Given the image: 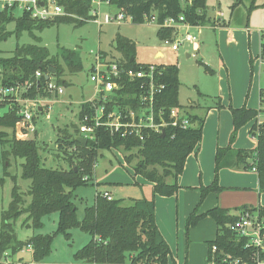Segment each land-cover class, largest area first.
<instances>
[{
	"label": "trees",
	"instance_id": "trees-1",
	"mask_svg": "<svg viewBox=\"0 0 264 264\" xmlns=\"http://www.w3.org/2000/svg\"><path fill=\"white\" fill-rule=\"evenodd\" d=\"M91 0H57L71 17H58L51 21H35L28 14L14 17L4 11L0 12V42L6 36L2 35L4 26L14 23L16 36L21 33L30 34L34 30L42 29L58 23H75L82 25L80 20L90 19ZM109 9L122 13L133 24H145V16L156 17V22L161 24L164 20L172 18L177 20L182 16L183 21L190 26L199 27L207 24L206 0H109ZM77 20V21H76ZM156 36L160 42L173 40V29H157ZM134 44L120 35L115 38V49L120 54L119 64L125 69L139 70L145 65L135 63ZM68 54L65 59L70 60L67 67L70 71L80 69L79 63H74ZM264 57V52H263ZM132 59V60H131ZM203 65V64H202ZM204 68H208L203 65ZM0 83L6 86L23 84L34 76L36 71L43 75L39 79V86L35 85L23 97H46L41 89L46 81L45 76L57 77L63 70L54 56H50L45 47L39 46L36 40L34 45L16 47L12 56L3 58L0 52ZM156 81L164 85V89L157 94L155 109L164 110L166 123L170 122L169 111L173 108L182 109L178 103V67L176 65L155 67ZM54 70V73L50 71ZM160 72V73H159ZM59 84V80L56 81ZM64 84V82H61ZM123 88L112 96L113 102L107 103L108 111L112 110L113 103L134 108L137 93V81L131 82L122 78ZM221 108L220 102L216 105ZM7 110L0 115V146L3 162H8L9 157L21 159V178L30 182L27 195L30 200L24 202V194L15 184L11 189V201L0 215V256L7 253L15 257L26 246L32 247V260L35 263L42 262L51 251V245L57 235H63L69 240L71 229H78L90 236L86 245L79 249L73 259L77 264H169L170 249L161 236L155 223L154 199L156 196H174L179 186L177 177L182 174L187 157L195 150L202 140V127L204 120L194 115L185 113L190 127L179 129L167 125L164 135L152 131L143 130L142 139L134 134L120 137L119 134H111L105 128H98L93 140H87L86 146L76 141L77 135L66 134L65 138L57 140L58 150L66 155L68 168L57 170L46 168L40 160L39 148L35 140H23L14 136V129L21 119L19 107L15 103L4 102L0 109ZM233 129L229 144L225 148H217L214 157V178L210 185L199 187L200 201L186 219V230L195 227L200 220L209 217L217 228L215 240L208 242V262L212 258L211 248H216V257L220 252L229 253L233 257L244 255L240 247H236L227 225L233 223L237 216L229 210L214 207L199 214V204L210 193H219L223 190L218 185V173L222 169L241 168L244 171L253 170L257 174L258 192L264 194V125L258 127V134L254 136L253 125L249 135L256 138V146L252 150L232 149L237 132L251 122L256 116V110L229 107ZM93 110L90 104H83L79 112V119L85 114L89 115ZM10 131L11 134H9ZM123 150L136 153L141 160L134 166L135 176H141L152 184L149 199L133 200L127 207L122 206L120 200H107L103 194L96 193L93 205L84 209L81 220L76 217V207L73 203V192L82 186H86L92 180L93 169L99 156V151ZM132 155V154H131ZM76 158V163L73 159ZM130 162V156L126 158ZM161 168V172L157 170ZM5 176L9 175L5 172ZM171 178L169 183L165 181ZM2 183V180H0ZM249 208L243 206L235 212ZM264 216V208L258 207ZM52 213L58 214L56 231L51 235H33L26 241H19L14 235L12 224L21 216L26 215V221L30 222L33 230L42 228V218ZM99 239V241L96 240Z\"/></svg>",
	"mask_w": 264,
	"mask_h": 264
},
{
	"label": "rangeland",
	"instance_id": "rangeland-1",
	"mask_svg": "<svg viewBox=\"0 0 264 264\" xmlns=\"http://www.w3.org/2000/svg\"><path fill=\"white\" fill-rule=\"evenodd\" d=\"M206 8V15L210 22L188 30L189 33L196 36L199 45L198 52L192 53L190 57H186V53L193 51L186 44H182L178 51L173 53L169 49L170 45L162 44L157 38V28L154 24H133L130 19H126L120 24L112 23L101 27L91 23L90 19L82 25L58 23L41 31L34 30L30 34L24 32L19 36L14 33V23L6 24L2 30V35H5L6 38L0 42V52L3 58L11 57L16 47L34 45L37 40L39 46L45 47L50 56H54L58 60L63 70L61 75L51 77L53 81L59 80L63 94L56 97L46 96L45 99L49 102L47 105L51 109H45L44 112L33 117V129L23 131L20 126H16L14 136L23 140H35L39 148L38 154L41 163L46 168L66 170L68 168L67 158L62 151L58 150L57 140L65 138L66 134L78 135L79 117L77 118L75 115L78 109L76 103L89 98L94 87L89 79L88 65L99 49L112 53L115 58H111V61H120L121 56L113 45L118 35L129 39L134 44L135 63L178 66L180 83L178 100L182 106H187L190 101H196L202 107L217 105L220 101L221 108L216 109L220 110V113L224 111L222 110L223 102H226L227 106L229 105L228 107L224 106L225 111H228L230 106L232 108H242L243 106L249 109L256 108L258 86L264 87V65L259 64L258 58L255 59L258 52L257 46L260 43L259 32L264 31V0H206ZM106 11L111 14L115 13L114 9ZM74 19L77 17L75 16ZM220 25L226 27L223 28ZM175 40L176 38H173L170 42ZM155 51L162 52L163 57L153 60L152 56ZM68 54H71L74 63L80 64V69L69 70L67 63L70 60L65 59ZM251 56H253V63L250 64ZM67 101H70L71 105L65 106ZM6 110L7 107L0 109V115ZM249 126L250 122L238 131L240 134L238 147H249L246 135ZM232 129L233 125L228 136V144ZM212 130L213 127L208 125L206 141ZM7 132L11 134L10 131ZM1 150L0 146V180H2L0 183V215L11 201L10 194L14 186L12 177L16 178L15 184L24 194L25 204L30 200L27 195L30 182L21 178L20 165L23 160L9 157L8 162L4 163L1 158ZM128 156H130V162L126 160ZM140 160L141 157L136 151L131 153L119 149L99 151L92 180L86 186L79 187L73 192L72 200L76 207L77 219L81 220L84 209L93 205L96 193L103 195L110 193L109 195L113 199L122 202L123 207L130 206L133 200L149 199L151 184L141 176H135L133 172L134 166ZM73 163H76V158L73 159ZM157 170L161 172L160 167H157ZM5 172L9 177L5 176ZM212 177L214 178V160ZM165 181L170 183L172 179L167 178ZM199 187L197 188L198 192ZM207 196L199 204V209ZM170 202L171 212L177 217V212L180 215L181 211L176 208L174 199ZM261 205L264 208V202H261ZM160 210L161 208L158 207L159 216ZM228 210L236 214L235 211L238 210V207ZM26 217L23 215L12 224L14 235L19 241H26L37 234L51 235L56 231L57 213L43 217V225L39 230H33L30 227V222L26 221ZM187 217L181 218L180 216L179 226L175 222L173 234L167 236L166 232V239H168V243H166L169 244L170 254L173 257L169 264H208L204 262L206 245L199 242L203 231L201 227L195 228L198 224L202 226L201 224L205 220H208L207 222L212 226L213 220L206 217L207 219L200 220L195 227L186 230ZM178 227H180V232L177 231ZM169 232H172L170 228ZM69 233V240L65 239L63 235H57L54 238L50 254L40 263L77 264L73 255L88 243L90 236L78 229H71ZM187 252L194 258L191 263L188 261ZM20 257L22 264H29L32 261L31 256L25 251L15 257L8 256L6 258L16 260ZM2 262L3 256H0V264Z\"/></svg>",
	"mask_w": 264,
	"mask_h": 264
},
{
	"label": "built area",
	"instance_id": "built-area-1",
	"mask_svg": "<svg viewBox=\"0 0 264 264\" xmlns=\"http://www.w3.org/2000/svg\"><path fill=\"white\" fill-rule=\"evenodd\" d=\"M106 8H110L109 0H91L90 22L101 27L112 23L120 24L127 19L120 12L109 13ZM4 11L12 14L15 18L28 14L32 20L38 22L51 21L58 17L75 18V16L67 14L63 7L58 5L57 0H0V12ZM80 20L88 21V19L83 20L81 18ZM144 20L147 24H154L157 29H173V37L176 40L174 42L168 40L161 42L164 45H170L171 51L177 52L182 44H186L194 52L198 50L196 36L188 31L194 27L185 23L182 16L178 17L177 20L166 19L161 24L156 22L155 16H145ZM263 52L264 31H261L258 56L259 64L261 65H264ZM145 66V68H140L139 70H127L119 64V61L114 62L110 59H105L99 52L95 53L89 71L90 82L94 85L95 98L84 103L90 104L93 111L79 119L77 127L78 137L85 138L87 142V140L94 139L98 128H105L111 134H119L120 137L134 134L142 139L141 132L143 130L162 133L167 125L183 130L191 126L185 114L179 109L173 108L169 111V123H166L164 119V110L155 109L156 96L164 89V85L156 81V65ZM42 75L40 71H36L31 79L23 84H16L14 87L0 83V104L10 102L18 105L21 119L16 126H20L23 131L33 129V117L41 114L45 109H51L47 105L49 102L45 99L46 97H23L35 85L38 88L39 79ZM122 78L131 82L137 81L138 91L134 96L136 106L134 108L122 106L115 101L112 110L108 111L106 104L113 102L111 97L116 96V91L123 88ZM41 89L47 96L56 97L63 94L62 88L56 81L51 80L49 75L48 79L42 84ZM46 117L48 118V114ZM251 124L254 127L252 132H254V136H257L258 127L264 125V88L260 91L259 105ZM103 196L107 200L112 199L109 194H104ZM236 216V220L227 225V229L232 235L235 246L241 247L244 255L233 257L229 253L220 252L218 257H216L215 253L217 250L213 246L211 248L212 258L208 264H264V216L261 215L260 209L258 207L249 208L236 213ZM96 240L99 241L97 238ZM23 251L32 258L31 245L26 246L20 254ZM6 257L8 255L4 253L1 264H22L20 262L21 257L16 260H9ZM29 264L42 263H35L32 260Z\"/></svg>",
	"mask_w": 264,
	"mask_h": 264
},
{
	"label": "crops",
	"instance_id": "crops-1",
	"mask_svg": "<svg viewBox=\"0 0 264 264\" xmlns=\"http://www.w3.org/2000/svg\"><path fill=\"white\" fill-rule=\"evenodd\" d=\"M107 10H110V9L107 8ZM220 27L224 28L226 26L220 25ZM259 40H260V32H259ZM197 43H198V40H197ZM114 44L115 42L113 43V45ZM257 47H258V52L255 55L256 56L255 59L258 58L259 56L260 43H258ZM198 48H199V45H198ZM198 50L195 52H198ZM97 52H99L100 55L104 57L105 59L115 58V56L112 53L100 51V49ZM173 53H176V52H173ZM189 53H186V57H190L192 53H194V51L191 52L190 54ZM162 57H163L162 52L155 51L153 53L152 59L159 60ZM250 59H251L250 60V64H251L253 63V56H251ZM92 63H93V58L91 59V63L88 65V71H90ZM263 88L258 86L257 95H256L257 96V107L250 108V109L256 110L258 108L260 91ZM199 92L201 93V91ZM199 92H198V95L200 94ZM94 98H95V95H94V87H93L89 98L76 103L78 109L75 115L77 118L79 117L81 106L85 102L92 100ZM66 103L67 105L65 106L71 105L70 101H67ZM178 103H179V100H178ZM223 104L225 107L227 106L226 102H223ZM179 105L182 108V109H179L181 112L202 118L204 120V123L202 127V140L200 144L195 148V150L187 157L185 164H184V169L182 171V174L177 177V185L179 186L177 193L174 196L169 197V198L156 196L154 199L155 223L158 228V231L160 232L161 236L166 242L168 241V239H166V232L168 234L167 236H169L170 234H173L175 222L177 226H179L180 216L181 218H186V216H188L198 204L199 192L197 188L201 185L208 186L211 183L212 178H213L212 177L213 160H214V156L216 153V149L225 148L228 146V136L230 135L229 133L232 127L231 114L230 112L228 113L229 110L225 111L224 106L222 109L224 111L220 113V110H216L218 109L217 107L215 108L216 105L202 107V106H199L196 101H190L187 106H182L180 103ZM220 105H222L221 102H220ZM234 108H238V107H234ZM208 125L212 126L213 130H212L211 135L210 136L208 135V138L206 141V133H207ZM250 128H251V122H250V126L248 127L246 131L249 147H238V144L240 142V134L238 132L237 139L232 145V149L252 150L255 148L256 139L249 135ZM76 137H78V135ZM218 183H219V186L223 188V190L217 194L210 193L207 196V198L204 200V202L202 203L199 209V214L204 213L207 210L212 209L214 207H219L225 210H228L230 208L235 209L237 207L239 208L243 206L263 208V206L261 205V202H264L263 201L264 194H259L258 192V179H257V174L254 170H248L247 172H244V170H242L241 168L222 169L219 172ZM150 186H152V184ZM173 199L175 200L176 208L181 211L180 215L177 212V215H176L177 217H175V214L171 212V202L170 201H172ZM158 207L161 208L160 216L158 215ZM204 219H207V218H204ZM207 221L208 220H205L204 222H202L201 224L202 226L198 224L197 228H195V229H199V227H201L203 231L201 232V239L199 242L205 243L206 245L205 257H204V262L206 263H208V255H207L208 254V242L215 240L216 234H217V228H216L215 222L213 221L212 226H210L209 222ZM169 228L170 230H172V232H169ZM177 231L180 232V227L177 228ZM187 257L190 263L194 261V258L191 257L189 252H187ZM171 259L173 260L172 255H171Z\"/></svg>",
	"mask_w": 264,
	"mask_h": 264
},
{
	"label": "water",
	"instance_id": "water-1",
	"mask_svg": "<svg viewBox=\"0 0 264 264\" xmlns=\"http://www.w3.org/2000/svg\"><path fill=\"white\" fill-rule=\"evenodd\" d=\"M114 46H115V44H114ZM50 73H54V70L50 71ZM47 79H48V76H45V80H47ZM163 135H164V131L161 133V136H163ZM75 139L82 146H86V143L87 142H86V139L85 138H83V137H76Z\"/></svg>",
	"mask_w": 264,
	"mask_h": 264
}]
</instances>
